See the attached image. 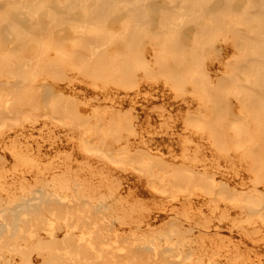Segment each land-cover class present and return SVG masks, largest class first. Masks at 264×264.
I'll list each match as a JSON object with an SVG mask.
<instances>
[{"label":"bare ground","instance_id":"1","mask_svg":"<svg viewBox=\"0 0 264 264\" xmlns=\"http://www.w3.org/2000/svg\"><path fill=\"white\" fill-rule=\"evenodd\" d=\"M170 1L149 26L163 0H62L79 13L58 18L50 0H0V264H264V209L242 204L264 187V0ZM212 41L219 61L204 64ZM229 116L243 118L230 132ZM150 159L202 186L167 193Z\"/></svg>","mask_w":264,"mask_h":264},{"label":"rangeland","instance_id":"2","mask_svg":"<svg viewBox=\"0 0 264 264\" xmlns=\"http://www.w3.org/2000/svg\"><path fill=\"white\" fill-rule=\"evenodd\" d=\"M20 1L22 2L24 0H20ZM48 1L49 0H41V2L39 4L43 5L45 3H48ZM98 1H105V0H98ZM176 2H177V0H172V1L169 2V4L175 5ZM86 3L89 5V2H86ZM50 4H51V6H50L51 7L50 8L51 9V13H53V16H55L56 18H58L61 13L65 14V15L66 14H71L72 15L73 12H75L76 14L79 13V8H76V7H75V9H67V10H65V8H68L69 6H65L64 3L62 2V0H50ZM166 7H167V5H166V3L163 0V3L161 2L157 6H151V7H148L147 8L146 11L148 12V15H149L150 20H151V22L148 24L149 26H151L154 23H157V21L160 19L159 16L162 13L161 11L162 10H165ZM121 11L125 12L126 9L123 8ZM186 11L184 10V7H179L177 10H175L172 13V19L177 18L179 16H180V18H182V20H181V27L183 25V28H186V27H188V26H190L192 24L191 23L192 22L191 17L186 15ZM37 15H38V17H43L44 20H45V22L47 21V18L44 17V12L41 11V9H40V11H39V13ZM202 19L203 20H201V21L204 22L205 18H202ZM187 21H188V23H187ZM207 21L208 20H205V22H207ZM28 23L30 24V22H28ZM97 23L98 22H95V24H91L90 25L91 28H93V31H100L99 30L100 29V26H99L100 23H98V24ZM0 24H4L3 21L0 22ZM30 29H32V26L31 25L30 26L27 25L26 27L24 26V32H26L27 30H30ZM62 33H64V32H62ZM168 34H169L168 28H164L163 30L156 28V31L154 33L153 40L156 41V42H158L160 40H163L166 36H168ZM213 43H214V41H212V42H210L208 44L205 43L206 45H205L204 49L202 50L203 51L202 52V57H203V60H204V64L207 61H210L208 63H212L211 60H215V61H213L214 63H216V62L219 61V60H217L218 59L219 52H217V49H215L216 47L213 46ZM171 56L172 55L169 54V52H167V54L165 55V58H169ZM45 57L52 59L54 56L51 55V54H46ZM219 58H221V57H219ZM128 62H131V60H128ZM139 63H141V61ZM187 64H189V63H187ZM218 64L219 63H217V68H218ZM209 66L211 67L212 64H209ZM43 82H44L43 80H36V81H34V84L36 86V85L42 84ZM49 82L51 83V81H49ZM56 88H57V90H54V93H56L58 95V93H62L63 92L65 94L62 95V96H60V97L59 96L56 97L54 99V102H55L54 105L55 106H59V107H63L64 104H65V102H66V98H68L67 97L68 94H66V91H65L66 88H68L67 83H65V82H57ZM191 89H193V88L191 87ZM196 91H197V93H200L199 90H196ZM43 96L45 98H43ZM39 99H40L41 109H43V110L49 109V107L52 105V103H51V97L49 95L45 94V93L43 95H40ZM43 101H44V103H43ZM90 106H93V107L98 108L99 111H103V110L107 109L108 114L110 115V117L111 118H115V117H113V115L115 116V110L113 108L111 109L110 106H107V104H105L104 102H102L101 99L99 98V96H96L94 99H92V101L90 103ZM25 107H29V106L26 105ZM28 111H31V110L28 109ZM138 118H139V116H138ZM189 119L191 121H193V122L198 121V123H202V121H203L202 117L198 113H196V112L191 113L190 116H189ZM231 120H233V122H231L230 124H227V121H231ZM240 120H243V118L242 117H238V116L237 117H235V116H229L227 121L226 120L225 121H222V126H224V130L230 132L231 126L234 123H240ZM6 121L9 122L10 119L6 118ZM117 121H118V119L112 120V122H115V123ZM122 123H123L124 130H125V131L123 130V132L126 135H130V134H133L137 130L138 124L140 123V121L138 119V120H132V121L131 120L130 121H122ZM133 124H136L137 126H133ZM93 130H94V132H95V134L97 136H100L101 130H102V126L94 125ZM131 139H134V137H131ZM231 139H232L231 141H233V138H231ZM249 145L250 146H253V147L256 146V145H253V144L251 145L249 143H247L246 146H249ZM262 153L264 155V150L261 151V154ZM132 154L135 156L134 159L137 161V163H140L142 161L141 159H142L143 156L148 155L145 149L139 148V147H136V149L134 150V152ZM263 158H264V156H263ZM150 161L152 162V164H151L152 169H154V171H155V173H156L157 176L165 175V178L168 181V183L165 185L167 187V193H170L171 192V189L174 190L176 188V186H180V185L184 186V188L186 187L189 190H190V188L193 187V185L202 186L201 185V179H200L201 178V174H194L193 175L188 170L178 169L176 165L171 164V163L169 164V163H167L165 161H161V160L156 161V160H154V162H153L151 159H150ZM2 162H4V161L3 160H0V163H2ZM261 170H262V167H260V165L258 164V162L255 161L254 164H253V171H255L256 173H259ZM180 173L181 174L184 173V174H187V175L191 174L192 175L190 177L191 179H187V180L186 179H179V178H182V177H179ZM203 178H204V180H209V181L211 180L210 177L203 176L202 179ZM218 184H219V186L220 185H224L221 182L218 183ZM225 187L226 186L224 185V187H223L224 188V195H225V197L228 198L229 195L231 194V190L228 187H226V188ZM255 190H256V193L257 194H253L250 197H246L242 201V204H248L249 205L247 209H243V212L253 213V211L252 210H249V209L250 208L251 209L257 208L260 205H262L261 207L264 209V187H261V186L258 187L257 186L255 188ZM216 193H217V190L212 193V198L214 200H216V197H217L216 196ZM256 196H257L258 199H254V198H256ZM243 197H245V196H243ZM250 199H254L255 202L257 201L258 202L257 203L258 206L257 207H254L252 205V202L251 201H247V200H250ZM3 202L4 201H3V199L0 196V203H3Z\"/></svg>","mask_w":264,"mask_h":264}]
</instances>
